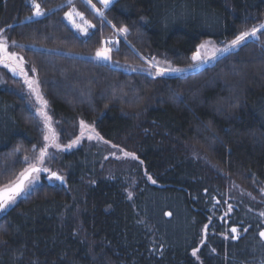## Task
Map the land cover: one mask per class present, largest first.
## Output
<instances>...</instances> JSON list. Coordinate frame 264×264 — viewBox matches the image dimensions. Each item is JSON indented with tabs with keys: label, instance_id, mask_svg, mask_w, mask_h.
<instances>
[{
	"label": "trees",
	"instance_id": "obj_1",
	"mask_svg": "<svg viewBox=\"0 0 264 264\" xmlns=\"http://www.w3.org/2000/svg\"><path fill=\"white\" fill-rule=\"evenodd\" d=\"M37 1L45 15L25 20L34 10L30 0H0V29L32 44L26 53L54 116L95 124L137 155L145 172L132 187L100 173L84 147L63 153L53 165L65 181L45 178L0 216V264L264 261V201L250 209L246 199L234 200L232 225L243 220L248 227L240 240L223 236L224 211L214 207V196L226 199L235 183L264 197V30L185 75L153 76L94 58L113 24L126 27L147 57L189 65L203 40L226 43L264 21V0H116L107 19L86 0ZM72 6L94 24L89 35L66 21ZM113 54L141 65L124 40ZM40 141L25 99L0 79V184L24 168L22 152ZM205 225L210 234L201 245Z\"/></svg>",
	"mask_w": 264,
	"mask_h": 264
},
{
	"label": "rangeland",
	"instance_id": "obj_2",
	"mask_svg": "<svg viewBox=\"0 0 264 264\" xmlns=\"http://www.w3.org/2000/svg\"><path fill=\"white\" fill-rule=\"evenodd\" d=\"M30 1L32 3V0ZM73 1L74 0H71V2ZM35 2L39 3L37 0H35ZM66 2L69 3V0H67ZM113 2H111L107 7H105L100 2V0H91V5H95V9H99L100 12L103 13L102 16L106 18L107 16L105 15V10H107L112 5ZM44 12L46 13L45 10ZM69 12H72L73 15L71 18L65 15V19L68 22V24L74 30H76L80 35L83 36L89 35L95 27L94 24L91 21H89L85 17V15L81 11H79L75 6H72L66 13ZM77 12L82 13L83 17L76 15ZM42 16H35L32 13L30 15H27L25 17V20L36 19ZM261 24H264V21L256 23L252 27L246 30H250L254 26L259 28ZM77 25H79L80 27H77ZM6 28L3 27L2 29H0V39L4 40L7 43L8 53H16V60L8 61L10 67H6L4 63H0V79L3 82L8 81L11 84V86L17 89L22 95V97L25 99L26 110L28 111L29 116L33 118L34 122L40 128L41 141L40 143L33 145L30 149H28V151L26 150L22 152L23 159L26 165L18 174L11 177L8 181L2 182V184H0V191L16 183L21 178L22 176L21 174L24 173L25 170L29 169L30 166L34 164L41 169L47 168L49 169V171L45 172L42 170L39 173H32V175L25 184L24 191L21 192L19 195H17L15 197V201L10 203L4 211H0V216L5 214V212H7V210L10 207H13L20 199L27 197L30 193H32L43 182L45 178L51 176L52 172H56L57 174L60 175L61 171L59 169H55L53 165L55 159L59 158L63 153L71 152L80 147H84L86 150L85 152L89 153L92 156L93 160L97 161L98 169L100 173L105 174L107 177L111 179H117V178L121 179L127 185L133 187L138 172L140 170L141 171L143 170L145 172L143 162L137 157V155H135V157H137L135 159L132 158L131 156H126L125 153H132V152L128 151L127 149L123 148L120 145H117L105 139L102 136V134L98 131L95 124L90 123L84 119H80L75 123L67 124L64 123L61 119L55 117L51 105L43 91L41 73L35 61L31 59L30 56L27 55L26 53L27 48L31 47L32 44L21 43L17 40L10 39L6 32ZM82 29H86V31H83ZM118 29L120 28L117 26L113 27L114 32L106 36L102 41L101 48L106 47L107 41L115 42L114 48H111V52H110L111 60H106V62H110L111 64H113V66L122 68L127 71H135L138 70V68H141L142 70H146L147 72H149L150 75L162 76V75H156L157 69L156 67L153 66V59L147 57L135 46H133L131 41L127 37V34L120 33ZM259 35L260 32L257 34V37L248 38L246 42L251 39H258ZM123 40L131 44L132 48H134L135 51L140 55V57L142 58V61H140L141 65L137 66L129 61L126 62V61L113 59L114 56L113 50L120 49ZM231 40L227 41L226 43H220L213 38H207L203 40L200 44L208 42V47L206 49H199L200 55L203 59L202 61L192 60L191 64L189 65H194L193 67H189V65L176 66L172 63L171 59H169L166 55H157L155 57V61L159 62L160 68L182 69V71H178V72H166L164 75H172V74L185 75L205 65L214 63L221 56L225 55L226 53L232 50L238 49L241 45L246 43L244 42L239 47L231 48L227 52H218L215 57L212 56L213 48H224L225 45L228 44ZM13 41H15V44L12 43ZM94 58L98 59L96 57V54L94 55ZM47 60L51 61L52 59L51 57H49L47 58ZM18 63L22 65L23 71H21L20 67H17ZM13 68H15L16 70L13 71L12 70ZM26 79L36 82L33 84V88L36 89L35 92L29 88L28 84L25 82ZM37 93L39 94L40 98H38ZM43 101H46L47 103L45 104L43 103ZM41 110L46 112L47 115L51 117V120L49 121L51 126V131L45 125L44 117L40 114ZM81 121H83L84 124L87 126L83 130V135H81L82 132L80 125ZM51 133H55V137H56L55 143L59 144L61 147L57 148L51 142L44 140V136L46 134L50 135ZM89 135H91L93 138L89 139L88 138ZM77 137L80 138L79 143L73 144L71 147H68V145ZM45 145H47V151L43 158V161L41 162L38 159V157L40 156V150L44 148ZM18 151L21 150L18 149ZM231 187L232 190H229L226 199L223 200L220 199L217 195L214 196V200H215L214 207H216L217 209H222L224 211L223 214L219 215V218L221 219L222 222L228 225V227L226 228V233L223 235L225 238L228 239L229 238L234 239V235L231 231V227L233 226L231 223V219H232L231 215H234L235 210L238 209V204L234 200L243 199V198L246 199L245 203L248 202L246 205L250 209H252L253 204H259L264 201L263 196L261 197V195L254 194V192H252L247 188H244L241 184L235 183ZM263 193H264V188H263ZM229 205L231 206V208H229ZM237 226H238L237 234L239 237L238 240H240L245 234V231L248 230V227L244 225L243 220H240V224ZM209 229H210L209 225L206 230L205 227L203 228L201 245H203L206 242L210 234ZM251 264H257V263H251ZM260 264H264V261H261Z\"/></svg>",
	"mask_w": 264,
	"mask_h": 264
},
{
	"label": "snow or ice",
	"instance_id": "obj_3",
	"mask_svg": "<svg viewBox=\"0 0 264 264\" xmlns=\"http://www.w3.org/2000/svg\"><path fill=\"white\" fill-rule=\"evenodd\" d=\"M69 2H71V0H69ZM87 2L89 4H91V0H87ZM100 2L105 7H107L111 3V0H100ZM32 6H33V9H34L33 10V15H35V16L45 15L44 10L40 7V4L39 3H36L35 2V0H32ZM92 7L95 9V5H92ZM95 10L99 14L103 15V13L100 12L99 9H95ZM65 15L68 16L69 18H71L72 15H73V13L72 12H69V13H66ZM76 15H79V16L83 17V14L82 13H79V12H77ZM77 27H80V26L77 25ZM113 27H115V25H113ZM82 30L83 31H86V29H82ZM261 30H264V24H261L259 26V28H257V27L254 26L250 30H246V31L241 32L234 39H232L228 44H226L224 48H213V50H212V56L215 57L218 52H227L231 48L239 47L242 43L246 42V40L248 38L257 37V34L259 32H261ZM118 31L120 33H122V34H127L128 29L126 27H121L120 29H118ZM12 43L15 44V41H13ZM207 47H208V42H205V43L200 44L198 46L197 52L192 55V60L193 61H202L203 58L200 55L199 49H206ZM110 52H111V49H109L107 47L97 49V51H96V57L98 59L111 60ZM10 60H16V53H8V51H7V43L4 40L0 39V63H4L6 67H10V65L8 64V61H10ZM153 66L156 67V69H157L156 75H164L166 72H178V71H182V69H179V68H175V69L174 68H160L159 67V62L155 61V58H153ZM193 66L194 65H189V67H193ZM17 67H20L21 68V71H23L21 64L18 63L17 64ZM12 70L15 71L16 69L13 68ZM33 71H34V69H33ZM25 82L28 84V86H29L30 89H32L34 92L36 91V89L33 88V84L36 83L35 81H30V80H27L26 79ZM37 96H38V98H40L38 93H37ZM43 103L46 104L47 102L46 101H43ZM40 114L44 117V121H45L46 127H48L50 129V131H51V126H50V123H49V121L51 120V117H49L47 115V113L44 112L43 110H41ZM80 125H81V129H82L81 135H83V130L87 126L84 124L83 121L80 122ZM88 138L89 139H92L93 137L91 135H89ZM79 139L80 138L77 137L75 140H73L68 145V147H71L73 144L79 143ZM44 140L51 142L57 148L61 147L59 144H56L55 143V140H56L55 133H51L50 135L49 134H46L44 136ZM46 151H47V145H45V147L40 150V156L38 157V159L41 162L43 161V158H44V156L46 154ZM125 155L126 156H131L134 159L137 158V157H135V154L134 153H125ZM42 170L45 171V172H48L49 171V169H47V168L41 169V168L37 167L35 164L32 165V166H30L29 169L25 170V172L21 174L22 177H23V179L20 180L18 183H16L13 187H11L8 190V194L0 195V211H4L6 209V207L10 203H12V202L15 201V197L17 195H19L21 192L24 191V188H25L24 179H27L28 176L31 173H39ZM52 178H55V179L60 180V181H63V179H64L63 176L57 175L56 172H52L51 173L50 179H52ZM149 179H151V177H149ZM152 182L155 183L154 180ZM129 195H131V194H129ZM229 208H231L230 205H229ZM169 215H170V213H169ZM207 228H208V225H205V230ZM231 231L233 233H236L237 232V229L235 227H233L231 229ZM260 235L262 237H264V232H261ZM195 253H196V250L194 249L193 250V255H195Z\"/></svg>",
	"mask_w": 264,
	"mask_h": 264
},
{
	"label": "water",
	"instance_id": "obj_4",
	"mask_svg": "<svg viewBox=\"0 0 264 264\" xmlns=\"http://www.w3.org/2000/svg\"><path fill=\"white\" fill-rule=\"evenodd\" d=\"M32 175V173L28 176V178L27 179H24V185L26 184V182H27V180L30 178V176ZM57 175H59V174H57ZM59 176H61V175H59ZM23 179V177L21 176V178L16 182V183H18L20 180H22ZM63 181H65L64 179H63ZM16 183H14L13 185H11V186H9V187H6V188H4L3 190H1L0 191V195H3V194H8V190L11 188V187H13ZM25 189V188H24ZM169 213H170V215H169ZM171 212L170 211H167V216L168 217H171ZM233 227H235L236 229H238V226L237 225H233L232 227H231V229L233 228ZM261 232H264V228L262 229V230H260V232H259V235H260V233ZM233 233V232H232ZM233 235H234V240H238L239 239V237H238V234H237V232L236 233H233ZM260 237H261V239L264 241V237H262L261 235H260Z\"/></svg>",
	"mask_w": 264,
	"mask_h": 264
},
{
	"label": "bare ground",
	"instance_id": "obj_5",
	"mask_svg": "<svg viewBox=\"0 0 264 264\" xmlns=\"http://www.w3.org/2000/svg\"><path fill=\"white\" fill-rule=\"evenodd\" d=\"M114 45H115V42L113 41H107L106 43V47L109 49L114 48Z\"/></svg>",
	"mask_w": 264,
	"mask_h": 264
},
{
	"label": "built area",
	"instance_id": "obj_6",
	"mask_svg": "<svg viewBox=\"0 0 264 264\" xmlns=\"http://www.w3.org/2000/svg\"><path fill=\"white\" fill-rule=\"evenodd\" d=\"M113 1H115V0H111V2H113Z\"/></svg>",
	"mask_w": 264,
	"mask_h": 264
},
{
	"label": "flooded vegetation",
	"instance_id": "obj_7",
	"mask_svg": "<svg viewBox=\"0 0 264 264\" xmlns=\"http://www.w3.org/2000/svg\"><path fill=\"white\" fill-rule=\"evenodd\" d=\"M262 230V229H261Z\"/></svg>",
	"mask_w": 264,
	"mask_h": 264
}]
</instances>
